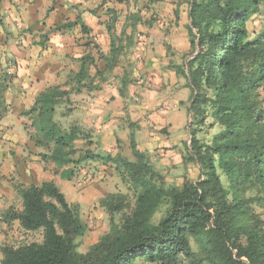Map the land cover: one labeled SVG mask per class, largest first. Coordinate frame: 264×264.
I'll return each instance as SVG.
<instances>
[{"label": "trees", "instance_id": "obj_1", "mask_svg": "<svg viewBox=\"0 0 264 264\" xmlns=\"http://www.w3.org/2000/svg\"><path fill=\"white\" fill-rule=\"evenodd\" d=\"M157 1L147 0L145 9ZM185 3L192 51L184 74L192 93L183 161L196 163L199 177L184 173L167 180L134 138L132 158L95 153L79 126L67 128L55 118L69 91L49 87L27 114L43 158L54 162L63 178L88 160L108 166L126 191L100 199L111 217L109 230L81 252L78 240L89 225L78 205L69 203L53 180L17 186L22 208L10 207L1 222L8 228L18 220L25 232L40 231L42 240L1 243L0 264H264V21L261 31L249 29L264 0H176V16ZM133 17L142 18L138 7ZM123 47L113 40L108 66ZM89 70L80 67L76 78H89ZM119 80L124 95L130 80L126 73ZM77 140L87 146L80 150Z\"/></svg>", "mask_w": 264, "mask_h": 264}, {"label": "crops", "instance_id": "obj_2", "mask_svg": "<svg viewBox=\"0 0 264 264\" xmlns=\"http://www.w3.org/2000/svg\"><path fill=\"white\" fill-rule=\"evenodd\" d=\"M121 6L124 16L118 11ZM135 7V0H0V243L1 230L7 228L2 215L10 207L22 208L17 186L48 180L61 184L85 221L86 205L116 192H104L102 184H77L75 175L86 163L75 167L71 178H63L56 164L43 158L44 149L31 138L34 129L27 114L49 87L69 91L55 118L64 127L79 126L93 141L95 153L130 158L132 138L139 147L148 132L158 135L166 128L167 155L177 164L184 163L183 152L190 144L192 90L184 74L190 35L183 18L170 14L172 0L154 2L151 13H141L139 22L133 17ZM66 22L69 27L55 29ZM113 40H121L124 47L115 65L108 66ZM85 56L93 62H83ZM85 64L90 77L78 80L76 74ZM105 67L115 69L97 73ZM118 67H125L131 80L124 95L120 82L108 81L114 74L119 79ZM87 165L92 176L100 175L95 169L100 166L117 180L113 168L92 160ZM12 224L20 226L18 220Z\"/></svg>", "mask_w": 264, "mask_h": 264}, {"label": "rangeland", "instance_id": "obj_3", "mask_svg": "<svg viewBox=\"0 0 264 264\" xmlns=\"http://www.w3.org/2000/svg\"><path fill=\"white\" fill-rule=\"evenodd\" d=\"M135 3H136V7L139 8L140 12L144 13V16L151 13L150 10L147 12L145 9L146 0H135ZM175 3H176V1L172 0V6L174 5V8L172 10V13L170 11V14L175 15ZM118 11H121L123 13L122 16H124L125 7L121 6V8H119ZM178 13H179V17L183 18L182 21L185 22L186 29L188 30L187 26L190 23V19H189V15H188V4H186V3L183 4V6L178 11ZM263 21H264V4L261 5L260 12L255 14L253 16L252 21L249 23L250 31L251 32L261 31ZM191 51H192V47L190 49L189 55L191 54ZM124 69H125V67H118L115 70V73H117L118 76L121 77L122 74L126 73V69L125 70ZM108 81H109V83L118 82V84L120 82V80L115 77V74H114V77L113 76L109 77ZM130 82H131V80H130ZM120 85H121V82H120L119 86ZM136 103H138L137 99H136ZM199 135H200V133H199ZM167 136H168V131L166 128L160 129V131L158 132V135H155V134L152 135L151 131H150V132H148V135H147L148 139H147V141H145V144L140 145L138 148L143 150L144 152H146L150 156L151 161L154 164L155 168L158 169L162 174H164L165 177L167 178V180H172L175 177H180L184 173H188L190 175V177H192L193 179H197L199 177L200 170H199V167L196 163L184 162L186 165L190 164L191 165L190 167L186 166L184 163L180 165L171 159L172 156L169 157L167 155L168 154L167 151L169 148L164 146V144L167 140ZM187 139L190 143L189 133H188ZM86 144L87 143L84 140H78L77 141V147L80 150L85 148L87 146ZM91 147L93 148L94 145H92ZM186 153H187V150H185L183 152V155H186ZM76 157H78V156H76ZM132 157H133V155L131 153L130 158H132ZM85 163H86V166L84 168L85 169L89 168L90 166L87 165V161ZM95 169H97L100 172V175H98L97 177L92 176L91 179L89 180V182L84 184L85 186H87V187L91 186V185L100 186V184H102V186H104V192L111 190V189H112V191H121V192L126 191V186L122 183L119 176H117V180H116V179H113L114 175L107 168H105V170H103V167L99 166ZM114 181H116L117 183L114 184ZM72 186L75 188L77 187L74 184ZM117 186H119V189L116 188ZM58 187L61 188V191L65 194V196L68 195L67 190H64L65 187H63L61 184H58ZM114 187H115V190H113ZM85 208H86L87 212H85L84 215L88 214L86 222L89 225V231L87 232V234L84 237H82L78 240L79 241V250L81 252H86L89 249L90 245L94 241H96L102 234H104L105 232H107L109 230L110 218H111L110 214L100 204V200H97L95 202H90V204L86 205ZM259 211H263V209H259ZM88 212L89 213L96 212V215L91 217ZM160 216H161V212L156 215L155 221H157ZM263 219H264V215H263ZM1 234L4 235V239H3V241H1V243L5 242V243H8V244H11L14 246H17V245H20L23 243L32 242V241H41L42 240V233L40 231H38V232H25L21 228V226H15L14 224H12L10 227H8L6 229L1 230ZM1 243H0V245H1ZM0 256H1V252H0ZM135 264H149V263L138 260V261H136Z\"/></svg>", "mask_w": 264, "mask_h": 264}, {"label": "built area", "instance_id": "obj_4", "mask_svg": "<svg viewBox=\"0 0 264 264\" xmlns=\"http://www.w3.org/2000/svg\"><path fill=\"white\" fill-rule=\"evenodd\" d=\"M92 175L89 169L84 167L78 169V173L75 175V181L77 184H85L89 182Z\"/></svg>", "mask_w": 264, "mask_h": 264}]
</instances>
